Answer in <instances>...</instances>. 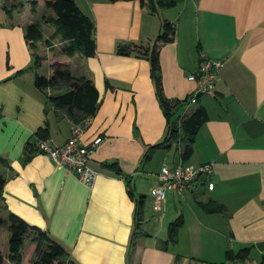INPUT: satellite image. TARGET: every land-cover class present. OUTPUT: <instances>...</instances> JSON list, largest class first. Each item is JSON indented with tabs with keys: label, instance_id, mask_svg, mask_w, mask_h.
Masks as SVG:
<instances>
[{
	"label": "crops",
	"instance_id": "0c3cea01",
	"mask_svg": "<svg viewBox=\"0 0 264 264\" xmlns=\"http://www.w3.org/2000/svg\"><path fill=\"white\" fill-rule=\"evenodd\" d=\"M36 2L33 14L28 1L0 0V218L11 213L46 232L75 264H235L225 261V251L243 248H250L245 264H258L264 256V0H151L145 8L139 0H75L94 24L95 55L88 59L56 49L60 38L44 21L54 14L41 15L45 0ZM164 21L175 30L173 42L159 49L162 95L177 104L172 116L185 110L181 103L194 90L187 77L200 57L223 65L215 91L187 109L201 106L207 119L184 164H211L212 174L181 196L167 191L155 212L150 191L161 167L178 164L179 153L172 154V146L149 149L167 135L150 62L117 50L129 44L150 50ZM31 23L40 24L43 35L35 50L24 40ZM56 63L74 78L91 80L99 94L80 139L88 145L103 138L88 159L97 173L91 188L29 146L45 127L47 140L62 146L80 124L49 99L68 88L34 85V71L47 70L49 77ZM199 203L225 211L207 214ZM179 217L176 242H167ZM31 239L20 264L25 256L31 264L35 255ZM0 252L2 264H11L8 246Z\"/></svg>",
	"mask_w": 264,
	"mask_h": 264
},
{
	"label": "trees",
	"instance_id": "16d2710c",
	"mask_svg": "<svg viewBox=\"0 0 264 264\" xmlns=\"http://www.w3.org/2000/svg\"><path fill=\"white\" fill-rule=\"evenodd\" d=\"M20 2L24 0H13ZM29 2L31 13L36 12V0H25ZM143 8L151 0H139ZM45 7L51 10L54 17L46 18L44 21L55 27L61 46L60 52L67 57L79 55L83 58H91L95 55L94 41V24L89 17L84 15L78 8L75 0H45ZM160 6L170 7L172 4H159ZM17 8V6H15ZM148 8V7H147ZM151 10V9H150ZM153 11V10H151ZM10 13V12H8ZM175 36L174 26L169 21H164L161 33L154 40L150 50L136 44L122 45L118 47L117 53L121 56H128L133 52L145 55L150 62V75L154 82L156 96L161 104L167 120L166 137L162 143L156 144L149 149H159L166 144H177L176 152L178 159L185 163L192 155V146L196 133L203 121L207 119L205 109L201 106L196 107L193 111H189L181 120L180 126L170 125V118L176 103H170L162 95L160 66H159V49L162 45L173 42ZM24 40L32 49H36L37 43L43 41L40 24L31 23L25 29ZM49 43V41L47 42ZM34 66L38 67L41 58L34 54ZM52 73L49 77L35 74L34 85L39 90L49 89L53 87H66L68 92L50 97V101L56 108L64 109L69 117L80 124H85L87 120L95 115L99 106V94L93 82L87 78H74L69 69L62 64H54L51 66ZM22 73V72H19ZM18 73V74H19ZM37 140L47 139V129L39 128L37 131ZM183 144L179 146V142ZM31 148L32 146L29 145ZM28 148V146H27ZM33 150V148H32ZM34 151V150H33ZM35 152V151H34ZM148 156H146V159ZM111 167L116 169L115 164ZM4 180L0 176V198ZM142 197L138 199V204H142ZM201 208L207 214H221L225 211V207L221 205L202 204ZM183 225L182 217L177 218L170 223L168 227L167 242L175 243L177 233ZM6 228L9 233L8 238V255L7 259L11 264H20L22 259V249L28 235L32 236L31 242L35 243V259L32 264H75L74 261L68 259V253L65 249L55 241L49 238L46 232L37 227L28 225L21 218L14 214H8L6 219L0 218V230ZM250 248H243L236 252L232 250L225 251V261L231 263L245 264L249 260ZM3 263V257L0 256V264ZM258 264H264V256L261 257Z\"/></svg>",
	"mask_w": 264,
	"mask_h": 264
},
{
	"label": "built area",
	"instance_id": "2783aa9c",
	"mask_svg": "<svg viewBox=\"0 0 264 264\" xmlns=\"http://www.w3.org/2000/svg\"><path fill=\"white\" fill-rule=\"evenodd\" d=\"M222 65L220 61L200 57L195 70L187 77V81L194 84V90L189 98L181 103L185 110L176 120L174 124L176 127L180 126L181 120L188 113L187 109L195 105L200 96L215 91ZM86 127L87 122L84 125L73 124L70 137L62 146L56 147L46 139L37 140L32 148L36 153L45 155L59 169L76 176L84 186L91 188L97 178V173L88 166V159L95 148L103 142V138L97 137L90 144L83 145L80 139ZM211 174V164L193 167L179 161L174 167H161L157 174V183L150 191L153 210L155 212L161 210L167 191L181 196L186 190L190 191L196 184H200L202 179L209 178ZM208 188H213V184L208 183Z\"/></svg>",
	"mask_w": 264,
	"mask_h": 264
},
{
	"label": "rangeland",
	"instance_id": "374dc122",
	"mask_svg": "<svg viewBox=\"0 0 264 264\" xmlns=\"http://www.w3.org/2000/svg\"><path fill=\"white\" fill-rule=\"evenodd\" d=\"M1 2H3L2 3V5H4L5 4V0H1ZM15 10V9H14ZM13 10V11H14ZM48 9L46 8V7H44V5H39V8H38V12L39 13H41V15H45V13H44V11H47ZM0 12H1V9H0ZM56 47V49L58 50L59 49V47H60V45H56L55 46ZM57 54V52L54 54V55H56ZM83 58V57H82ZM84 60V59H83ZM78 64H80V61L78 62ZM35 73H37L38 75H40V76H47V70H42V71H40V70H38V71H34V75H35ZM33 74V73H32ZM61 94H63V93H61ZM176 120H177V118H176V116H171V124L170 125H172V126H174V124L176 123ZM182 141H180L179 142V146L181 145H183L182 143H181ZM176 147H177V144H172V154H174L175 153V151H176ZM136 196H138V195H136ZM178 198H181V197H178ZM182 202V201H181ZM184 202V201H183ZM5 228V227H4ZM146 230V229H145ZM8 236H9V233H8V231H7V229L5 230V231H2V233H1V236H0V247H6V252H7V246H8ZM33 237V235L32 236H30V235H28V237L26 238V240H25V243L27 244V246L25 245V243H24V253L26 252V254H27V247L29 246V240H30V238H32ZM35 246H36V244L34 245V247H33V249L35 248ZM35 252V250L33 251V253ZM32 253V252H31ZM32 253V254H33ZM28 254H30V253H28ZM0 256H3L2 255V253L0 252ZM35 259V255L33 254V257H32V259L30 260L31 261V264H32V262H33V260ZM28 261H29V259H28V257L27 256H25V258H24V260H23V262H22V264H28ZM235 264H240V263H238V262H236Z\"/></svg>",
	"mask_w": 264,
	"mask_h": 264
}]
</instances>
